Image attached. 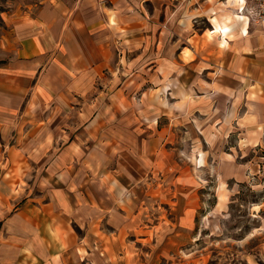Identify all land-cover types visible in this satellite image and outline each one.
<instances>
[{
  "label": "crops",
  "instance_id": "1",
  "mask_svg": "<svg viewBox=\"0 0 264 264\" xmlns=\"http://www.w3.org/2000/svg\"><path fill=\"white\" fill-rule=\"evenodd\" d=\"M254 3L0 11V264H193L199 173L210 214L264 173Z\"/></svg>",
  "mask_w": 264,
  "mask_h": 264
},
{
  "label": "rangeland",
  "instance_id": "2",
  "mask_svg": "<svg viewBox=\"0 0 264 264\" xmlns=\"http://www.w3.org/2000/svg\"><path fill=\"white\" fill-rule=\"evenodd\" d=\"M31 1L0 0V11ZM253 12L254 8L249 11L250 16L258 21ZM199 176L200 203L194 213L195 240L188 261L192 260L193 264H264V173L257 174L253 185L239 186L222 213L212 214L213 175L199 173ZM182 252L184 249L177 254L178 264L186 261Z\"/></svg>",
  "mask_w": 264,
  "mask_h": 264
},
{
  "label": "built area",
  "instance_id": "3",
  "mask_svg": "<svg viewBox=\"0 0 264 264\" xmlns=\"http://www.w3.org/2000/svg\"><path fill=\"white\" fill-rule=\"evenodd\" d=\"M100 4H103L105 0H97ZM255 7L253 17L260 23L264 24V0H254Z\"/></svg>",
  "mask_w": 264,
  "mask_h": 264
}]
</instances>
